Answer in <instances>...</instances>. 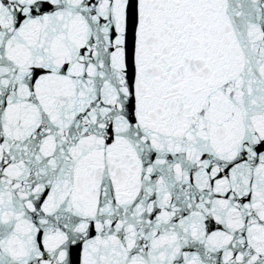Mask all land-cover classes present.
<instances>
[{"label": "snow or ice", "instance_id": "6c2138e0", "mask_svg": "<svg viewBox=\"0 0 264 264\" xmlns=\"http://www.w3.org/2000/svg\"><path fill=\"white\" fill-rule=\"evenodd\" d=\"M0 264H264V0H0Z\"/></svg>", "mask_w": 264, "mask_h": 264}]
</instances>
